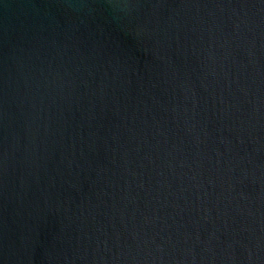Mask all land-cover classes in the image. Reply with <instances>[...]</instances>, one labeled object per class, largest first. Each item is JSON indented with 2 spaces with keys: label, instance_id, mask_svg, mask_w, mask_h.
Here are the masks:
<instances>
[{
  "label": "water",
  "instance_id": "1",
  "mask_svg": "<svg viewBox=\"0 0 264 264\" xmlns=\"http://www.w3.org/2000/svg\"><path fill=\"white\" fill-rule=\"evenodd\" d=\"M0 264H264V0H0Z\"/></svg>",
  "mask_w": 264,
  "mask_h": 264
}]
</instances>
